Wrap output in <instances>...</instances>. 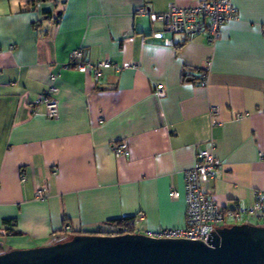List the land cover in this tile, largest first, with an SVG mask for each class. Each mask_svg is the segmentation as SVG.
Here are the masks:
<instances>
[{"label": "crops", "instance_id": "1", "mask_svg": "<svg viewBox=\"0 0 264 264\" xmlns=\"http://www.w3.org/2000/svg\"><path fill=\"white\" fill-rule=\"evenodd\" d=\"M199 1L0 0L1 246L111 230L108 220L130 215L141 233L183 226L184 170L209 139L221 166L205 187L221 207L264 188V0H231L237 16L213 42L134 12ZM75 47L92 63L132 65L95 77L63 66ZM51 71L56 118L33 103ZM118 141L127 155L114 154ZM41 184L46 197L35 199Z\"/></svg>", "mask_w": 264, "mask_h": 264}, {"label": "built area", "instance_id": "2", "mask_svg": "<svg viewBox=\"0 0 264 264\" xmlns=\"http://www.w3.org/2000/svg\"><path fill=\"white\" fill-rule=\"evenodd\" d=\"M135 13H150L155 19L163 21L164 28L172 33H179L184 36L195 35L205 32L210 42L219 37L221 24L237 16V10L231 0H200L193 6H177L171 4L161 12L151 13L147 6L138 5L134 8ZM161 36V32H156ZM264 33V26H263ZM132 65L131 62L123 61L116 63L108 59L92 63L83 58L81 47L70 50L68 60L63 66H72L79 71L92 70L95 77L98 76L101 68L113 67L116 70ZM57 72L49 73L47 87L34 99L35 105L42 104L43 112L51 117H58L57 85L55 78ZM204 80V74L202 75ZM154 92L163 96L165 88L163 84H156ZM211 112L214 108H211ZM214 142L208 140V144L200 148L195 154L193 164L184 170L185 188V223L183 226H165L144 234L153 237L190 238L206 241L207 233L223 226L226 217L244 219L248 216L264 218V188L252 190L251 202L246 205L236 204L221 207L214 199L211 192L205 187V182L212 179L217 169L221 166L220 159L214 153ZM116 156L127 155L129 150L124 141H118L113 146ZM21 179H24L22 176ZM170 196H176L177 191L171 189ZM35 199L46 197L44 184L38 185L33 190ZM142 216V214H139ZM64 231H71L69 225L63 226ZM130 232L126 227L120 233Z\"/></svg>", "mask_w": 264, "mask_h": 264}, {"label": "water", "instance_id": "3", "mask_svg": "<svg viewBox=\"0 0 264 264\" xmlns=\"http://www.w3.org/2000/svg\"><path fill=\"white\" fill-rule=\"evenodd\" d=\"M0 264H264V225H223L206 241L141 232L76 233L55 243L0 252Z\"/></svg>", "mask_w": 264, "mask_h": 264}, {"label": "trees", "instance_id": "4", "mask_svg": "<svg viewBox=\"0 0 264 264\" xmlns=\"http://www.w3.org/2000/svg\"><path fill=\"white\" fill-rule=\"evenodd\" d=\"M61 12H58L54 18L56 19L58 16H60ZM186 74L183 73V78H186L185 76ZM134 217L133 215L130 216H122V217H117V218H112L110 220H108V222H110L114 229L111 230H102V229H98L95 231H92L91 233H101V234H116V233H120L121 229L123 227H126L127 231L130 232H134V230L136 229L134 227ZM13 222V220L9 219V218H5L3 219V223H10ZM9 232V231H8ZM72 235H70L68 238H70ZM5 249H3V247L0 245V252L4 251Z\"/></svg>", "mask_w": 264, "mask_h": 264}, {"label": "rangeland", "instance_id": "5", "mask_svg": "<svg viewBox=\"0 0 264 264\" xmlns=\"http://www.w3.org/2000/svg\"><path fill=\"white\" fill-rule=\"evenodd\" d=\"M242 222H247V223H251V224H256V225H264V218H255L252 216H248L244 219H236V218H232V217H226L224 224L223 225H231V224H236V223H242ZM134 232H137V229L134 230ZM68 234H62L61 237H67ZM73 235V234H72ZM11 245V246H8ZM17 243L14 239H9L6 243V245L4 244L3 249L9 250L12 248H26V247H31V246H16ZM8 247H11L8 249ZM4 250V251H6Z\"/></svg>", "mask_w": 264, "mask_h": 264}]
</instances>
